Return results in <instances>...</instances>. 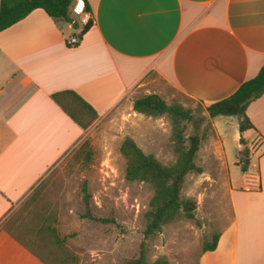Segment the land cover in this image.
Returning a JSON list of instances; mask_svg holds the SVG:
<instances>
[{
    "label": "crops",
    "instance_id": "crops-1",
    "mask_svg": "<svg viewBox=\"0 0 264 264\" xmlns=\"http://www.w3.org/2000/svg\"><path fill=\"white\" fill-rule=\"evenodd\" d=\"M84 3L92 21L84 34L40 9L0 32V264L57 263V229L31 222L34 211L24 204L90 124L83 130L53 95L72 93L65 106L90 113L88 106L98 121L117 109L132 111L146 95L167 102L172 91L206 109L264 66V0ZM72 37L80 38L75 47L67 45ZM245 114L253 128L242 134L235 117L209 119L208 157L225 168L230 218L215 250L195 264H264V94ZM240 139L249 166L235 176Z\"/></svg>",
    "mask_w": 264,
    "mask_h": 264
},
{
    "label": "rangeland",
    "instance_id": "rangeland-1",
    "mask_svg": "<svg viewBox=\"0 0 264 264\" xmlns=\"http://www.w3.org/2000/svg\"><path fill=\"white\" fill-rule=\"evenodd\" d=\"M165 98L166 103L185 105L184 109L192 112L196 124H187L186 133L196 127L199 133L205 131L207 139L197 156L202 173L187 176L181 191L182 199L196 203L194 219L178 218L146 241V259L195 264L203 244L211 242L230 218L223 191L222 177L226 173L224 167L212 165L208 157L212 132L210 121L202 120L206 117L203 107L173 91ZM66 109L82 123H91L77 149L45 177L34 196L25 202L34 211L28 215L29 220L57 229L61 244L52 247L58 255L57 263L52 264H126L139 256L152 190L147 184L128 183L124 179L125 160L119 147L125 138H131L145 154L170 166L175 162L170 123L166 117L149 118L124 108L112 111L100 121L72 103ZM257 151L252 147L251 152ZM231 173L241 175L239 168H232ZM84 181L91 197L88 213L106 223L85 218L87 210L80 192Z\"/></svg>",
    "mask_w": 264,
    "mask_h": 264
},
{
    "label": "trees",
    "instance_id": "trees-1",
    "mask_svg": "<svg viewBox=\"0 0 264 264\" xmlns=\"http://www.w3.org/2000/svg\"><path fill=\"white\" fill-rule=\"evenodd\" d=\"M78 0H0V32L10 28L23 20L32 11L40 9L55 22L71 24L75 28L70 16L71 8ZM84 2V0H82ZM85 9L88 12V6ZM92 21L82 29L84 34L89 30ZM264 94V66L259 70L256 77L243 83L229 98L217 102L204 109L206 117L212 119L218 116L235 117L238 122L239 132L252 129L245 112L249 104L259 99ZM75 96L72 93L64 92L52 96L67 113V115L83 130L91 123H82L75 117V114L66 109L64 98ZM86 106V105H85ZM93 120L94 111L86 106ZM132 111L135 114L149 118L166 117L171 126V144L175 155V162L170 166L160 163L153 155L145 154L131 138H125L119 147V153L125 160L124 179L128 183H144L152 190V197L148 203V209L144 215L145 226L142 232L139 256L128 261L126 264H169L165 258H158L153 262L146 259V241L161 233L162 229L177 220L183 218L193 220L195 216L196 203L192 200L181 198V191L187 176L201 174L202 170L197 165L198 152L203 142L207 139L205 131L199 133L194 127L191 133H186L187 124L194 126L195 121L190 110L184 109L180 104H168L158 95L150 94L135 100L132 104ZM202 124V123H199ZM243 147L238 153L237 165L242 172H246L249 166V150L243 139H240ZM82 202L85 205L87 216L92 221L106 223V220L95 219L88 213L90 194L86 181L80 189ZM219 234L213 235L211 242L204 243L201 254L215 250ZM61 244V242L59 243Z\"/></svg>",
    "mask_w": 264,
    "mask_h": 264
},
{
    "label": "built area",
    "instance_id": "built-area-1",
    "mask_svg": "<svg viewBox=\"0 0 264 264\" xmlns=\"http://www.w3.org/2000/svg\"><path fill=\"white\" fill-rule=\"evenodd\" d=\"M70 16L72 18L73 24H76L77 27L82 29L89 23L91 20L89 13L85 9V4L82 0H78L73 7L71 8ZM74 18L76 20H74ZM80 43V38L72 37L67 41L69 47H75Z\"/></svg>",
    "mask_w": 264,
    "mask_h": 264
}]
</instances>
